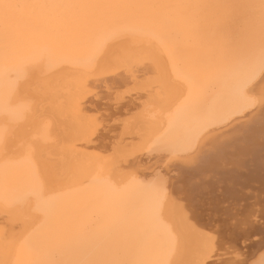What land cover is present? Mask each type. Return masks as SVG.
Returning a JSON list of instances; mask_svg holds the SVG:
<instances>
[{
  "label": "bare ground",
  "instance_id": "bare-ground-1",
  "mask_svg": "<svg viewBox=\"0 0 264 264\" xmlns=\"http://www.w3.org/2000/svg\"><path fill=\"white\" fill-rule=\"evenodd\" d=\"M0 264H264V0H0Z\"/></svg>",
  "mask_w": 264,
  "mask_h": 264
}]
</instances>
